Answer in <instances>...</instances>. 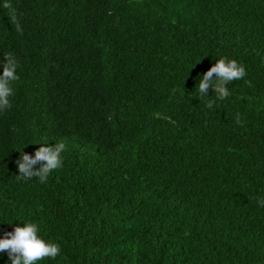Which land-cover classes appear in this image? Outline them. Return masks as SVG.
Masks as SVG:
<instances>
[{
    "label": "trees",
    "instance_id": "1",
    "mask_svg": "<svg viewBox=\"0 0 264 264\" xmlns=\"http://www.w3.org/2000/svg\"><path fill=\"white\" fill-rule=\"evenodd\" d=\"M10 3L23 31L0 6V72L11 53L19 77L0 111V239L35 223L61 249L35 264H264V0ZM219 58L246 76L201 98ZM57 142L46 183L17 180L20 150Z\"/></svg>",
    "mask_w": 264,
    "mask_h": 264
},
{
    "label": "clouds",
    "instance_id": "2",
    "mask_svg": "<svg viewBox=\"0 0 264 264\" xmlns=\"http://www.w3.org/2000/svg\"><path fill=\"white\" fill-rule=\"evenodd\" d=\"M8 10V18L14 24L16 31L22 34V27L17 18L16 10L10 0L0 4ZM3 70L0 72V111L11 108L10 97L14 95L12 82L19 79L16 74L18 61L11 53L4 55ZM246 76V69L234 59L219 58L199 79L198 92L201 98L211 88L216 93L217 99L224 100L230 93L226 85L234 80ZM215 101L208 100L206 107H214ZM236 123L240 124L239 114ZM66 145L57 142L54 145L41 144L34 155H29L20 150V157L15 161L19 174L17 180H30L38 178L40 183H46L49 175L62 167L61 153ZM39 165V167H34ZM259 206L264 207V199L257 200ZM39 228L35 223L24 222L23 226H15L12 231L6 232L0 239V252H7L11 264H35L44 258L55 259L60 254V246L53 242H46L38 236Z\"/></svg>",
    "mask_w": 264,
    "mask_h": 264
}]
</instances>
